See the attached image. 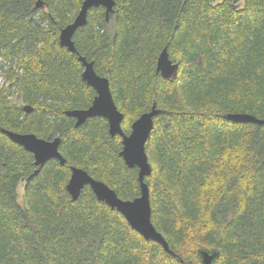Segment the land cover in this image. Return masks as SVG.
I'll return each instance as SVG.
<instances>
[{"label":"trees","instance_id":"16d2710c","mask_svg":"<svg viewBox=\"0 0 264 264\" xmlns=\"http://www.w3.org/2000/svg\"><path fill=\"white\" fill-rule=\"evenodd\" d=\"M83 0H0V264H264V0H114L92 8L72 39L109 80L125 134L155 103L145 144L151 222L172 253L133 230L89 186L66 190L70 167L117 195H139L138 170L119 156L107 120L75 127L65 110L95 95L78 56L59 44ZM166 47L178 63L155 72ZM16 94L15 99H10ZM32 110L24 112L23 105ZM59 137L60 164L35 166L1 129ZM23 183V197L18 186Z\"/></svg>","mask_w":264,"mask_h":264},{"label":"water","instance_id":"95a60500","mask_svg":"<svg viewBox=\"0 0 264 264\" xmlns=\"http://www.w3.org/2000/svg\"><path fill=\"white\" fill-rule=\"evenodd\" d=\"M114 5V0H83L73 21L60 30V46L66 47L68 51L78 56V60L83 66L81 78L95 91L93 100L88 107L65 110V114L75 120V127L82 125L92 117H102L107 120L109 135L121 137L122 149L119 156L128 168L136 167L138 170L139 195L132 200L122 199L106 183L93 178L86 170L75 166L70 167L66 190L72 200H77L81 190L85 186H89L98 201L105 203L110 209L117 210L129 226L145 240L154 241L160 244L166 252L172 253L164 236L156 230L151 222L150 192L144 181L145 177L151 173L145 144L153 129V119L159 110L153 103L149 111L142 113L132 122L130 132L125 134L121 127L123 114L114 102L108 78L99 75L94 70V62L88 61L85 56L78 53L72 39L76 30L86 23L90 9L103 7L107 19L109 13L113 12ZM177 69L178 63L169 58L166 47H163L156 60L155 72L163 78L170 79L176 75ZM22 109L28 113L32 107L26 104ZM224 118L235 123L264 124V120L248 113H228ZM1 132L5 133L14 143L23 147L25 151L31 153L35 166L43 165L51 159H57L60 164L65 161L59 151L61 144L59 137L44 140L33 133H18L3 128ZM215 256L216 252L201 251L203 264H211Z\"/></svg>","mask_w":264,"mask_h":264},{"label":"rangeland","instance_id":"374dc122","mask_svg":"<svg viewBox=\"0 0 264 264\" xmlns=\"http://www.w3.org/2000/svg\"><path fill=\"white\" fill-rule=\"evenodd\" d=\"M8 82L5 81L2 72L0 71V86H8ZM16 94L12 95L10 99H15ZM24 106V105H23ZM23 197V183L18 186V198L21 200Z\"/></svg>","mask_w":264,"mask_h":264},{"label":"crops","instance_id":"0c3cea01","mask_svg":"<svg viewBox=\"0 0 264 264\" xmlns=\"http://www.w3.org/2000/svg\"><path fill=\"white\" fill-rule=\"evenodd\" d=\"M23 148V147H22Z\"/></svg>","mask_w":264,"mask_h":264}]
</instances>
